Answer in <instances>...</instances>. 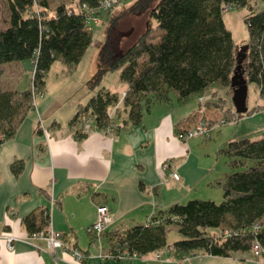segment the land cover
<instances>
[{"label":"trees","instance_id":"1","mask_svg":"<svg viewBox=\"0 0 264 264\" xmlns=\"http://www.w3.org/2000/svg\"><path fill=\"white\" fill-rule=\"evenodd\" d=\"M51 1L6 2L8 19L0 29V67L19 63L29 71L25 88L0 87V143L14 134L35 101L44 95V78L53 62L60 61L68 74L74 71L91 46L96 17L108 26L97 50L96 68L85 85L91 88L105 72L117 71L126 90L118 98L106 88H99L84 105H77L69 125L77 123L83 129L84 124L77 121L85 117L91 119L95 129H105L114 124L111 119L117 118L121 110L126 111L127 124L137 125L144 109L152 101H166L169 92L183 103L210 89L211 96L201 101L202 106L220 110L224 123L264 111V105L256 104L242 114L234 113L229 78L238 47L221 17L224 6L246 8L243 24L247 51L241 70L247 84L252 83L258 98L264 100V7L255 9L256 0H119L105 10L100 8L101 0H55V6ZM124 2L119 9L123 15L149 9L148 22L128 47L117 51L112 48L110 36L118 21L111 13L114 6ZM154 32L158 33L155 37ZM31 87L41 96L33 99ZM216 89L222 94H214ZM114 107L110 118L108 113ZM219 150L229 168L240 169L215 180L220 202L198 197L169 204L144 224L114 231L106 242L117 243L120 249L138 256L146 255L168 246L167 228L173 227L180 236L171 243L177 260L201 253L230 258L247 252L250 257L253 244H258L263 256L264 225L260 220L264 217V137L229 140ZM11 170L17 174L19 166L11 165ZM41 215L37 227L33 215L23 218L27 233L45 228L48 214Z\"/></svg>","mask_w":264,"mask_h":264},{"label":"crops","instance_id":"2","mask_svg":"<svg viewBox=\"0 0 264 264\" xmlns=\"http://www.w3.org/2000/svg\"><path fill=\"white\" fill-rule=\"evenodd\" d=\"M93 48L90 58L84 56L89 47L86 49L71 74L60 61L51 64L44 78V95L35 101L14 134L0 143V234L9 232L22 239L27 233L23 218L33 215L37 227L41 225V213L46 212L49 227L65 235L67 244L86 255L83 264H261L252 261L247 252L230 258L201 253L182 260H177L171 249L162 250L157 258L156 252L113 260H101L95 255L97 249L90 244L84 228L95 220L96 206L104 205L109 210L110 223L101 238L103 242L114 231L144 224L169 204L211 195L212 181L218 179L217 173H224L218 172L215 165H192L189 139L193 138L185 142L176 139L177 131L191 127L199 118L220 117L213 107L202 106L196 96L178 103L173 93H167L166 101H152L144 109L137 125L127 124L126 111L121 110L117 118L111 119L116 126L113 133L95 129L92 123L85 131L77 123L69 125L77 105H84L94 94L79 88L95 68L97 49ZM56 69L55 79L60 83L48 85L49 74ZM28 71L21 72L16 85L11 82L2 89L25 88ZM72 83L80 97L68 94L75 86ZM59 85L57 94L46 89ZM116 87L120 91L114 92ZM101 88L118 98L126 90L118 72L113 82L107 80ZM211 90L205 92L211 94ZM205 92L200 96L202 101L211 96ZM38 118L45 134L36 128ZM80 132L82 137L78 136ZM164 161L169 168L162 172ZM14 164L19 166L17 174L11 170ZM170 172L177 178H171ZM212 195L211 199L217 196ZM260 222L264 225V217ZM166 241L168 246L173 242ZM12 248L8 251L0 242V264H71L70 256L61 249L56 250L57 260L53 261L47 252L21 240L13 241Z\"/></svg>","mask_w":264,"mask_h":264},{"label":"rangeland","instance_id":"3","mask_svg":"<svg viewBox=\"0 0 264 264\" xmlns=\"http://www.w3.org/2000/svg\"><path fill=\"white\" fill-rule=\"evenodd\" d=\"M253 1V0H252ZM7 0H0V29H2L8 19L7 15ZM52 6H55L57 2L55 0L51 1ZM127 2L118 4L112 8V13L111 15H114L115 20L118 21V24L116 25L115 30L111 32L110 36V42L112 43V48L114 50H123L126 47H128L132 41L136 39V36L142 32V30L146 27L147 25V15H148V10L146 9L145 11L142 12H135L133 14L127 13V14H122V12L119 10L123 4ZM255 4V9L264 7V0H256L254 1ZM247 10L246 8H240V7H232L229 10H226L223 12L221 15L223 24L225 28H227L231 34V38L233 39V42L236 47H239L241 45H244L245 42L247 41V33H246V27H244L243 24V18L245 17L244 15L246 14ZM123 15V16H121ZM104 21L107 20V18L103 17ZM118 18V19H117ZM96 20L93 22L94 26L93 27L91 34H92V43L89 49L86 51L85 55L87 58H90L89 54L91 52V48L94 47L95 49L98 50V47L103 44V37H104V31L107 29L106 23L99 22L101 19L100 18H95ZM103 20V19H102ZM101 20V21H102ZM158 33L154 32L153 36H157ZM93 48V49H94ZM112 49V50H113ZM85 57V58H86ZM97 58V57H96ZM23 66H26L24 63ZM95 67V66H94ZM1 69V77H0V87L5 88L7 87L11 82H13L14 85H16L19 82L18 78L21 76V72H23V67L20 69L17 63L15 64H4L3 66L0 67ZM28 68V66H27ZM96 68V67H95ZM94 68V69H95ZM23 69V70H22ZM57 69L54 70V72L49 74V80L50 82L48 85H57L60 83V81L55 79V76H57ZM107 73V74H105ZM105 75H102L101 79L94 85L89 86L83 84L80 85L79 88L82 90H87L88 92L94 93L96 92L99 88H101L102 85L108 80L110 82H113L115 80V77L117 76V72H105ZM107 78V80H106ZM31 77H28V80H30ZM74 84V83H72ZM13 85V87H14ZM75 85V84H74ZM12 87V88H13ZM115 86L113 85V88ZM77 86H71L70 90L71 92L68 94L72 95L73 93L76 94L77 97H80V92L76 90ZM49 91H53L54 94H57L60 89V85L57 87H46ZM115 89V88H114ZM114 92L120 91L119 88L116 87V90H113ZM208 91V90H207ZM213 90H211L212 92ZM222 94V90L216 89L214 94ZM170 93V92H169ZM247 96L245 100V104L248 110H250L252 107H254L256 104L258 105H264V100L259 99L257 93L255 92L254 85L252 83L247 84V90H246ZM74 94V95H75ZM210 92H205L204 95H208ZM69 95H66V98L69 97ZM172 95V94H170ZM65 98V101L67 103L69 102L68 99ZM200 97H198L199 99ZM193 100L195 97L192 98ZM216 110V109H215ZM219 113V116L217 120H209L211 123L214 124V122H217L221 119L222 113L220 110H216ZM90 119V118H86ZM205 119V118H204ZM200 120V118L195 121L197 123ZM80 123V120L77 121ZM237 121L236 119L232 123H223V124H218L216 127H210V132L207 138H201V137H196L195 139H189L190 140V148H191V164L196 165L198 162L201 167L204 166H216V170L222 171L224 175L226 173H230V171H239V168H229L226 164V158L224 155L221 153L219 149L223 148L225 144L229 140L233 139H240V137H245L248 139H257V138H262L264 137V111L261 112H256V113H251L250 115H245V117H241L239 122L235 124ZM91 123L90 121L88 124ZM195 123L193 125H195ZM192 125V126H193ZM42 132V131H41ZM43 133V132H42ZM178 140V139H177ZM164 163V162H163ZM225 163V166H224ZM200 167V168H201ZM217 173V178L220 179L223 177V174L218 175ZM219 189L215 181H212V193L211 195L207 196L206 194H202L205 196L202 199H209L210 197L214 198L212 195L213 193L216 194L217 196L215 199H211L215 203H218L221 201V194L219 193ZM200 197V198H201ZM209 197V198H206ZM209 199V200H210ZM168 232L166 239L169 241H176L180 237L179 234L175 231L173 227H168ZM66 243V241H65ZM67 244V243H66ZM70 245V244H69ZM171 246V245H169ZM73 248H75L73 246ZM77 249V248H76ZM78 250V249H77ZM80 250V249H79ZM56 252V251H55ZM66 254V253H65ZM68 255V254H67ZM69 256V255H68ZM71 259V258H70Z\"/></svg>","mask_w":264,"mask_h":264},{"label":"built area","instance_id":"4","mask_svg":"<svg viewBox=\"0 0 264 264\" xmlns=\"http://www.w3.org/2000/svg\"><path fill=\"white\" fill-rule=\"evenodd\" d=\"M119 0H101L100 8L102 9H108L112 7L113 4L117 3ZM229 9V6H224L222 11H226ZM31 92L33 99L36 97L41 96V94L35 92V89L31 87ZM36 95V97H35ZM203 99L200 97L199 101H202ZM117 107V106H116ZM112 108L111 112L108 113V116L111 118L112 115L115 112V108ZM91 122V119H86L85 117H80V123L84 124L82 131H85L87 126L89 125L88 122ZM218 124H223V120L220 119L217 121ZM38 125L41 127V130L43 134H45L44 129L42 127L41 121L37 120ZM210 125L211 122L207 119L200 118V120L195 123V125L185 128L184 130H179L176 134V139L185 141L189 138H207L210 132ZM105 133H113L116 130V126L114 124L108 125L105 129H102ZM161 171L167 170L169 168V163L164 161L163 164L160 166ZM169 176L173 179L177 178V174H174L172 172L168 173ZM96 211V218L92 221L89 226L84 228V233H86L90 237V244L94 246L97 249V252L95 255L102 259H124L125 258H135L138 256L136 253H129L125 248L120 249L118 247L117 243H108L106 241H101V238L104 234V230L106 226L110 223V217H109V210L104 205H99L95 207ZM45 228L41 230H37L31 233H26V235L23 236L22 239L18 238L17 236L10 234L9 232H1L0 234V242L3 243L4 248L8 251H12V243L15 240H21L24 241L34 249H38L44 252H47L50 257L53 259V261L57 260V257L55 255V251L57 249H61L63 252L68 254L71 258L70 263L71 264H83L84 255L81 250H77L76 248H73L72 245L66 244L63 241V234H61L58 231H53L50 227L48 222ZM257 226H255L256 228ZM226 234V233H225ZM39 243L42 244V246L39 245ZM250 252V259L255 262H260L261 264H264V255L261 256V248L258 246V244H253L251 247ZM165 249L169 250L172 249L171 246H167ZM162 250H157L155 257H159L162 253ZM188 257H184L182 259H187ZM179 259V260H182Z\"/></svg>","mask_w":264,"mask_h":264},{"label":"water","instance_id":"5","mask_svg":"<svg viewBox=\"0 0 264 264\" xmlns=\"http://www.w3.org/2000/svg\"><path fill=\"white\" fill-rule=\"evenodd\" d=\"M247 51V45H241L237 48L234 60L235 66L233 72L229 78V87H230V103L233 106L235 114H242L246 112L247 107L245 104L246 100V90L247 82L243 76V71L241 70V63L244 61Z\"/></svg>","mask_w":264,"mask_h":264}]
</instances>
